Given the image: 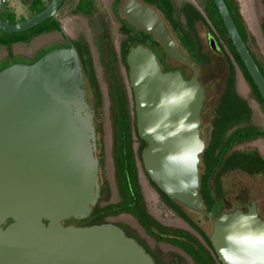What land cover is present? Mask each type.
I'll return each instance as SVG.
<instances>
[{
  "label": "water",
  "instance_id": "95a60500",
  "mask_svg": "<svg viewBox=\"0 0 264 264\" xmlns=\"http://www.w3.org/2000/svg\"><path fill=\"white\" fill-rule=\"evenodd\" d=\"M65 1L50 0L39 12L16 22L0 14V30L27 31L56 17ZM214 2L264 100L260 65L226 1ZM120 12L135 28L152 34L169 57L189 63L156 8L127 0ZM126 61L137 133L147 142L142 167L173 200L212 219L211 244L220 264H226L220 253L227 246L226 229L242 214L257 217V226H264V218L255 201L246 211L238 208L218 215L214 208L204 207L199 164L193 168L188 159L205 148L200 128L205 90L199 71L190 78L180 69L165 71L157 53L145 44L132 46ZM181 84L197 89L196 100L186 107H162V98L180 91ZM96 137L87 80L73 41L32 63L17 62L0 70V264H156L115 223L65 224L90 216L100 198Z\"/></svg>",
  "mask_w": 264,
  "mask_h": 264
},
{
  "label": "rangeland",
  "instance_id": "374dc122",
  "mask_svg": "<svg viewBox=\"0 0 264 264\" xmlns=\"http://www.w3.org/2000/svg\"><path fill=\"white\" fill-rule=\"evenodd\" d=\"M43 1L48 3L50 0ZM76 1L77 0H66L62 7L58 10L56 16L70 39L74 42H79L82 44L83 48L86 47L90 51L94 72L100 86L102 94L101 107L95 119L97 155L99 157V178L101 185V195L97 204L105 206L106 204L117 203L122 199L116 178L114 155L115 134L112 121V111L110 107V88L113 74L120 76L128 90L132 108V91L129 86L128 69L122 60L121 53V42L123 39L128 37V34L120 30L124 23L120 18L119 11L114 7H111V0H97V6L90 15H84L78 12L76 13L74 11ZM184 1L185 0H172L176 8L177 18L183 21L184 19L181 17L182 15L179 12V9ZM191 1L198 4L199 8L204 9L198 0ZM237 1L247 29L248 43L259 61L264 66V0ZM30 4L31 0H9L8 5L0 10V13H2L1 15L5 18H7V13H15L17 21H20L24 17L31 16L32 11L29 8ZM202 9H199L200 12H202ZM197 29L199 39H202L203 42L206 43L207 26L200 25V23L197 22ZM223 43L225 46L227 45L224 40ZM14 44L15 43L10 45L0 44V68H5L6 66L17 62L32 63L34 57L41 52L52 50L57 47L67 46L68 42L63 36L62 30L52 29L37 34L31 37L28 41H22L20 44ZM109 45L113 46L117 55L112 67L110 65V55L108 52ZM158 58L162 67L179 64L178 61L164 54L162 50H159ZM233 63L238 69L234 60ZM111 68L114 69L111 70ZM238 71V74L241 77L240 86L243 90H247L248 92L251 87L243 78L239 69ZM93 95V92H90V97L93 98ZM254 101L256 102L257 100L255 99ZM253 111L256 114L257 121L264 125V105L261 106L258 102L254 103ZM259 144L261 147H264V136L259 141ZM140 145V139H138L135 132H133V149L138 166L139 180L149 212L157 220L167 226L183 228L190 231L195 234L206 246H208L203 236L188 222L181 218L177 212L167 204L164 198L161 197L159 192L152 185L148 175L142 167L139 152ZM240 175L238 176L237 173H232V175H230L231 177L227 178H231V182H238L237 184H231L233 186H229L230 188L226 191L228 194L227 196L237 193L238 184L242 179V174ZM250 182L251 189H253L256 199L259 201L260 211L264 214V180L256 178L253 180V183L252 180H250ZM186 212L193 219L197 218V214L195 212L189 211L188 209ZM76 220L70 221L69 223L83 225L80 224V219ZM107 221L121 226L128 235L134 237L153 257L156 264H196L192 257L182 248L171 243L158 241L147 234L137 219L129 213L107 216L106 222ZM202 229L208 234H211L212 224L210 221H203Z\"/></svg>",
  "mask_w": 264,
  "mask_h": 264
},
{
  "label": "trees",
  "instance_id": "16d2710c",
  "mask_svg": "<svg viewBox=\"0 0 264 264\" xmlns=\"http://www.w3.org/2000/svg\"><path fill=\"white\" fill-rule=\"evenodd\" d=\"M27 1V0H23ZM157 6L159 12L164 16L166 21L171 25L173 33L176 38L180 40L185 49L188 50L192 58H195L199 62H205V55L201 52L202 42L199 39L197 22L202 21L209 25L207 18L200 12L199 9L194 5H183L180 7L179 12L181 17L184 19L179 20L176 16V8L171 0H148ZM47 3L43 0H31L29 5L32 14H35L42 10ZM91 0L81 1L74 11L81 12L84 14H90L94 10L91 6ZM206 11L209 19L215 25L217 30L227 39L228 44L232 50V53L238 62L239 66L243 69L247 81L250 83L253 92L256 97L264 105V100L254 83L251 75L248 73L243 60L236 51L231 39L228 36L227 29L224 25L223 19L218 11L213 0H205ZM228 7L235 19V22L245 39L248 41V33L245 26L244 19L239 9L237 0H227ZM2 14V13H1ZM31 14V15H32ZM5 18V17H4ZM22 18L21 20L25 19ZM7 20L10 22H16L15 13H7ZM122 30L124 33L128 34V37L123 39L121 42V53L122 60L125 63L127 69L126 56L131 46L137 44H145L150 46L159 56V51L154 44L162 48L163 53L167 55L161 46L160 42L155 40L150 33H146L135 28L127 20L123 21ZM52 29L61 30V24L56 20L55 17H51L47 21L23 32L19 33H6L0 30V44L10 45L15 42L28 41L31 37L40 34L45 31ZM74 42V41H73ZM77 46L81 63L83 65L85 78L87 80L88 98L95 111V119L101 105V90L99 83L97 81L93 61L90 51L79 42H74ZM49 51V50H48ZM47 51H43L32 60L33 62L40 58ZM108 52L110 55V65L113 66V62L116 59V52L112 45L108 46ZM255 56V55H254ZM260 68L264 73V66L259 62ZM3 68H0V70ZM114 68H111L113 70ZM90 92H93V98L90 97ZM95 96V97H94ZM110 98H111V111H112V121L114 126L115 134V165H116V178L119 187V192L122 199L117 203L106 204L105 206L96 205L93 208L92 213L85 219H80V224L90 225L95 223L106 222V217L111 215H117L120 213H129L133 215L139 224L144 228V230L151 237L155 238L161 242L171 243L182 248L187 252L196 264H219L217 256L211 244L210 234L205 232L198 222L193 219L186 210L195 212L182 203L173 200L165 192H163L157 184L152 180L151 183L155 189L159 192L162 198L167 202V204L177 212L179 216L185 219L192 227H194L205 239L208 246H206L195 234L183 228L171 227L161 223L157 220L148 210L147 203L142 191V187L139 180L138 166L133 149V132L137 135L138 139L141 141L139 147L140 156L142 151L147 146V142L142 140L137 133L136 129V118L134 113V103L131 108V100L128 94V90L125 87L124 82L121 77L113 74L111 88H110ZM133 102V97H132ZM133 111V113H132ZM264 165V164H263ZM210 205L214 203L213 198L209 197ZM76 220V219H75ZM11 221V220H9ZM77 221V220H76ZM159 263V262H158Z\"/></svg>",
  "mask_w": 264,
  "mask_h": 264
},
{
  "label": "flooded vegetation",
  "instance_id": "af4514ba",
  "mask_svg": "<svg viewBox=\"0 0 264 264\" xmlns=\"http://www.w3.org/2000/svg\"><path fill=\"white\" fill-rule=\"evenodd\" d=\"M81 1L83 0L76 1L75 8ZM126 1L127 0L110 1L111 7L119 11L122 21L126 19L121 15L120 10ZM139 1L157 9V6L150 3L148 0ZM225 1L227 3V0ZM97 2V0H91V6L94 9L97 6ZM198 2L202 4L204 9L199 8V5L191 0H185L182 6L195 5L197 9H202L203 15L207 18L209 23V25H207L202 21H198L200 25L207 26L206 43L200 39L202 42L201 52L205 55L204 63L191 57L188 50L185 49L180 40L176 38L171 25L166 21L164 16L160 12L159 13L171 28L177 45L189 61V63H185L182 60L170 57L178 61L179 64L164 66L162 68L165 71L180 69L185 78H190L195 74V70L197 69L199 71V79L205 90V100L200 126L201 137L205 142V148L200 155L199 163L200 194L204 202V207L208 211L214 208V213L216 215L221 212H231L238 208L246 211L253 201H255L257 211L264 218V214L260 211L259 201L256 199L253 189H251L250 182V180H252L253 183V180L256 178L264 180V147H261L259 144V141L264 136V125L257 121L256 114L253 111L254 103L258 102L261 106H263V104L253 92L250 83L245 77L243 69L239 66L232 53L227 39L217 30L209 19L205 8V0H198ZM55 18L59 21L57 16ZM120 30L124 32L122 26ZM63 36L69 45L70 37L64 32ZM223 40L226 42V46ZM247 44L258 62L259 59L251 49L248 41ZM153 47H156L158 51L162 50V48L156 44H154ZM233 60L236 62V66H238L243 78L251 87L248 92L247 90H243L240 86L241 77L238 74L239 71L235 67ZM255 99L257 100L256 102L254 101ZM232 173H237L238 176L242 174V179L238 184L237 193L227 196L228 194L226 191L230 188L229 186H233L231 185L233 183H238L236 181L231 182V178L227 179L231 177L230 175H232ZM210 196L214 200L212 205H210L209 202ZM195 213L197 214L195 220L201 228L205 220L210 221L213 228V221L208 215L199 212ZM74 220V218L69 219L65 224H70L69 222Z\"/></svg>",
  "mask_w": 264,
  "mask_h": 264
},
{
  "label": "clouds",
  "instance_id": "9594fccd",
  "mask_svg": "<svg viewBox=\"0 0 264 264\" xmlns=\"http://www.w3.org/2000/svg\"><path fill=\"white\" fill-rule=\"evenodd\" d=\"M180 91L166 94L161 100V106L181 105L185 107L196 100L197 89L179 85ZM196 125H191L195 128ZM148 132L154 129L146 130ZM159 139H163L160 137ZM200 152L194 151L188 159L193 168L200 163ZM254 215H240L237 220L226 229V247L220 253L226 264H264V226H257Z\"/></svg>",
  "mask_w": 264,
  "mask_h": 264
},
{
  "label": "built area",
  "instance_id": "2783aa9c",
  "mask_svg": "<svg viewBox=\"0 0 264 264\" xmlns=\"http://www.w3.org/2000/svg\"><path fill=\"white\" fill-rule=\"evenodd\" d=\"M8 3H9V0H0V10H2L3 8H5V6H7Z\"/></svg>",
  "mask_w": 264,
  "mask_h": 264
},
{
  "label": "crops",
  "instance_id": "0c3cea01",
  "mask_svg": "<svg viewBox=\"0 0 264 264\" xmlns=\"http://www.w3.org/2000/svg\"><path fill=\"white\" fill-rule=\"evenodd\" d=\"M20 43H21V42H15V44H20ZM15 44H14V45H15Z\"/></svg>",
  "mask_w": 264,
  "mask_h": 264
}]
</instances>
